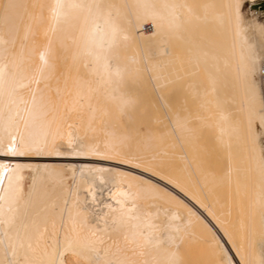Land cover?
Segmentation results:
<instances>
[{
  "label": "bare ground",
  "instance_id": "1",
  "mask_svg": "<svg viewBox=\"0 0 264 264\" xmlns=\"http://www.w3.org/2000/svg\"><path fill=\"white\" fill-rule=\"evenodd\" d=\"M246 1L0 0V264H264Z\"/></svg>",
  "mask_w": 264,
  "mask_h": 264
},
{
  "label": "rangeland",
  "instance_id": "2",
  "mask_svg": "<svg viewBox=\"0 0 264 264\" xmlns=\"http://www.w3.org/2000/svg\"><path fill=\"white\" fill-rule=\"evenodd\" d=\"M260 8H258V2L256 0L254 1H246L243 6L242 10L246 17H253L256 19L261 25L264 26V2L260 3ZM33 161H38L40 158H29ZM28 175H30L32 172L30 170L26 171Z\"/></svg>",
  "mask_w": 264,
  "mask_h": 264
},
{
  "label": "built area",
  "instance_id": "3",
  "mask_svg": "<svg viewBox=\"0 0 264 264\" xmlns=\"http://www.w3.org/2000/svg\"><path fill=\"white\" fill-rule=\"evenodd\" d=\"M256 2H258V8H260L259 5L261 2H264V0H256ZM257 77L259 81L261 99L263 102V110H264V62H262L258 67ZM262 144L264 148V136L262 137Z\"/></svg>",
  "mask_w": 264,
  "mask_h": 264
},
{
  "label": "snow or ice",
  "instance_id": "4",
  "mask_svg": "<svg viewBox=\"0 0 264 264\" xmlns=\"http://www.w3.org/2000/svg\"><path fill=\"white\" fill-rule=\"evenodd\" d=\"M235 7L237 8V11L239 12L240 4L237 3ZM7 151H8L9 153L15 154V149H13V148H11V147H9V148L7 149Z\"/></svg>",
  "mask_w": 264,
  "mask_h": 264
}]
</instances>
